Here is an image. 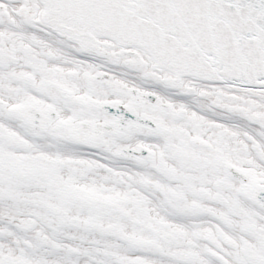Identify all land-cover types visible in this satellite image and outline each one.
I'll return each mask as SVG.
<instances>
[{"label": "snow or ice", "instance_id": "snow-or-ice-1", "mask_svg": "<svg viewBox=\"0 0 264 264\" xmlns=\"http://www.w3.org/2000/svg\"><path fill=\"white\" fill-rule=\"evenodd\" d=\"M0 264H264V0H0Z\"/></svg>", "mask_w": 264, "mask_h": 264}]
</instances>
